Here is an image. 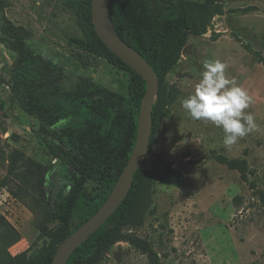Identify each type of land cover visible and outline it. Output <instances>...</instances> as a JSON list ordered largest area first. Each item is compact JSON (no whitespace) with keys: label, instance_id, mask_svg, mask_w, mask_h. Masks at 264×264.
<instances>
[{"label":"rangeland","instance_id":"rangeland-1","mask_svg":"<svg viewBox=\"0 0 264 264\" xmlns=\"http://www.w3.org/2000/svg\"><path fill=\"white\" fill-rule=\"evenodd\" d=\"M183 1L193 17L206 0ZM7 2L0 22L30 32L28 47L57 65V84L82 91L96 84L128 96L129 75L106 60L84 0ZM222 5L223 14L213 17L203 34L186 35L159 84L153 135L141 163L145 172L127 215L89 264H264V0H223ZM15 60L0 43V214L21 236L9 252L30 248L36 254L44 241L38 239L43 208L35 187L37 171L45 170L44 194L51 200L73 181L46 147L48 141L66 145L65 139L58 140L61 124L43 127L12 92ZM212 60L225 62L227 77L253 97L244 111L254 116L257 128L230 147L223 144L222 127L193 120L181 106L204 63ZM12 150L24 164L20 171L25 174L31 166V179L9 173ZM88 189L98 201L101 191L94 185Z\"/></svg>","mask_w":264,"mask_h":264},{"label":"trees","instance_id":"trees-1","mask_svg":"<svg viewBox=\"0 0 264 264\" xmlns=\"http://www.w3.org/2000/svg\"><path fill=\"white\" fill-rule=\"evenodd\" d=\"M84 2L87 18L91 21V0ZM222 2L206 0L193 17L188 15V4L183 0H108V6L118 36L146 60L160 84L175 63L186 35L189 32L203 34L213 17L223 14ZM7 7V0H0V14ZM254 9L246 8L247 11ZM91 29L108 63L129 75L127 97L96 84L87 85L83 91L61 87L56 81L57 65L28 47L30 32L7 20L0 22V43L16 55L11 76L12 92L23 109L43 127L61 124L58 140L65 139L66 145L48 141L46 147L54 159L68 168L73 181L67 191H61L51 200L44 194L45 170L37 171L35 187L39 190L43 208V225L39 228L38 239L44 240L43 245L36 254L29 248L12 255L9 249L20 242L21 236L0 214V264H51L60 243L106 200L131 155L145 82L106 48L93 25ZM153 117L152 109L150 142ZM0 152L4 155L1 149ZM7 159L10 174L18 173L16 178L21 179L32 178L31 166H27L25 174L20 171L24 164H20L17 151L12 150ZM221 162L231 169L236 167L234 163ZM32 166L38 168L36 164ZM144 172L140 165L119 209L75 250L66 264H89L102 252L127 215L132 194ZM89 185L101 191L98 201L92 197Z\"/></svg>","mask_w":264,"mask_h":264},{"label":"water","instance_id":"water-1","mask_svg":"<svg viewBox=\"0 0 264 264\" xmlns=\"http://www.w3.org/2000/svg\"><path fill=\"white\" fill-rule=\"evenodd\" d=\"M90 16L94 31L106 48L145 82V93L139 108L135 143L126 166L99 209L60 243L51 264H66L75 250L97 232L125 200L131 189L133 176L150 146L152 109L159 90V81L154 70L135 49L127 45L116 33L108 0H91ZM180 168L183 169V165H180Z\"/></svg>","mask_w":264,"mask_h":264},{"label":"clouds","instance_id":"clouds-1","mask_svg":"<svg viewBox=\"0 0 264 264\" xmlns=\"http://www.w3.org/2000/svg\"><path fill=\"white\" fill-rule=\"evenodd\" d=\"M201 78L192 94L181 100V106L193 120L212 122L222 127L223 144L230 147L257 128L254 116L244 110L253 97L228 78V65L221 60L206 61Z\"/></svg>","mask_w":264,"mask_h":264}]
</instances>
